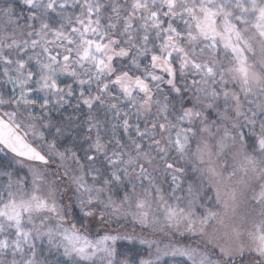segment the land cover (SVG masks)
<instances>
[{
    "label": "snow or ice",
    "instance_id": "6c2138e0",
    "mask_svg": "<svg viewBox=\"0 0 264 264\" xmlns=\"http://www.w3.org/2000/svg\"><path fill=\"white\" fill-rule=\"evenodd\" d=\"M0 264H264V0H0Z\"/></svg>",
    "mask_w": 264,
    "mask_h": 264
},
{
    "label": "rangeland",
    "instance_id": "374dc122",
    "mask_svg": "<svg viewBox=\"0 0 264 264\" xmlns=\"http://www.w3.org/2000/svg\"><path fill=\"white\" fill-rule=\"evenodd\" d=\"M9 2H11V3H15V2H16V0H9Z\"/></svg>",
    "mask_w": 264,
    "mask_h": 264
},
{
    "label": "trees",
    "instance_id": "16d2710c",
    "mask_svg": "<svg viewBox=\"0 0 264 264\" xmlns=\"http://www.w3.org/2000/svg\"><path fill=\"white\" fill-rule=\"evenodd\" d=\"M54 115H56V114H54Z\"/></svg>",
    "mask_w": 264,
    "mask_h": 264
}]
</instances>
